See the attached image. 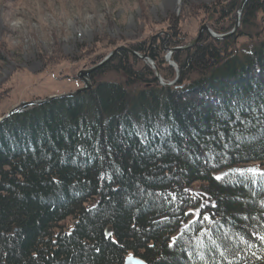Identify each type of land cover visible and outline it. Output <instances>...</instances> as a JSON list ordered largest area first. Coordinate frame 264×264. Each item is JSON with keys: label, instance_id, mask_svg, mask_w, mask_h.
<instances>
[{"label": "trees", "instance_id": "trees-1", "mask_svg": "<svg viewBox=\"0 0 264 264\" xmlns=\"http://www.w3.org/2000/svg\"><path fill=\"white\" fill-rule=\"evenodd\" d=\"M236 6H215L214 31L230 30ZM259 13L264 0H247L240 20L253 33L243 49L239 33L203 34L174 52L172 86L119 51L88 77L117 59L123 83L93 81L5 120L0 264H123L131 254L147 264H264V177L246 172L264 170ZM169 29L168 45H181ZM161 46L147 53L168 82L175 71Z\"/></svg>", "mask_w": 264, "mask_h": 264}, {"label": "rangeland", "instance_id": "rangeland-1", "mask_svg": "<svg viewBox=\"0 0 264 264\" xmlns=\"http://www.w3.org/2000/svg\"><path fill=\"white\" fill-rule=\"evenodd\" d=\"M233 1L237 2L236 11L241 0H0V117L20 102L76 90L82 86L77 73L96 66L117 47L132 49L131 46L143 43V53H147L153 43L161 40L164 59L165 49L172 48L168 45L171 25L181 36V45L191 41L204 23L214 34H225L212 29L218 16L215 6L220 8ZM240 17L241 14L233 35L241 34L235 37V43L243 49L253 30L244 29ZM263 18L264 13H259L255 20L262 35ZM235 23L234 12L228 32ZM149 59L157 68L155 61ZM137 60L136 68L146 65L156 77L150 62ZM111 64L91 79L88 77L91 83H123L124 72L117 71L118 60ZM158 72L161 76L159 69Z\"/></svg>", "mask_w": 264, "mask_h": 264}, {"label": "water", "instance_id": "water-1", "mask_svg": "<svg viewBox=\"0 0 264 264\" xmlns=\"http://www.w3.org/2000/svg\"><path fill=\"white\" fill-rule=\"evenodd\" d=\"M246 1L247 0H241L240 1L239 5H238V7H237V9L235 11V20H236V23H235L234 28L230 32L225 33V34H214L208 28V24L204 23L199 28L197 35L190 42H188L187 44H185L183 46H179V47H175V48H166L165 49L166 50L165 60L171 66H173L175 68V70H176V78H175V81L178 78L179 71H178V68L173 63H171V61H170L171 54L173 52H176V51H186V50H189V49L195 47L197 45L198 41L200 40L203 32H205L208 36H210L212 39H215V40H223V39L228 38L229 36L233 35L234 32H235V30H236V27L239 24V16H240V14L242 12V8H243L244 4L246 3ZM211 19L212 18L210 16L208 18V21H210ZM120 50H124L128 54H131V55H133V56H135V57H137V58H139V59H141L143 61L150 62V64L152 65V67L155 70V75H156L157 79H159V82L161 83V78H160L158 69L155 67L154 63L151 62V60L149 59L147 53L139 54V53H137L136 51H134V50H132L130 48H127L125 46H120V47H117V48L113 49L110 53H108L107 56L102 61H100L96 66H93V67L88 68V69L80 70L77 73L76 77L78 78V80H80L82 82V86L81 87H79L76 90H74L72 92H69V93L55 95V96H49V97H47V98H45L43 100L20 102L17 106H15L13 109H11L9 112H7L5 115H3V116L0 117V124L3 123L5 120L11 118L13 115L22 112L27 107H30V106H39V105H42L44 103H48V102H50L52 100H55V99L75 97V96L79 95L80 93H83L85 91H88V90L92 89V83L87 78V75H89L91 72H93L94 70H96L97 68H99L103 64H105L107 61H109L114 56V54H116ZM161 84H163V83H161ZM171 84L172 83H169V84H166V85H171ZM163 85H165V84H163ZM124 264H146V263L144 261H142L140 259H137L134 256L130 255V256H128L125 259Z\"/></svg>", "mask_w": 264, "mask_h": 264}, {"label": "snow or ice", "instance_id": "snow-or-ice-1", "mask_svg": "<svg viewBox=\"0 0 264 264\" xmlns=\"http://www.w3.org/2000/svg\"><path fill=\"white\" fill-rule=\"evenodd\" d=\"M146 139H147V137L145 136V137H144V140H146ZM142 142H143V140H142ZM235 171L240 172L242 175H243L244 172H245V170H239V169H237V170H235ZM246 172H247V173H250V174H252V175H254V176H255V175H259V176H261V177H264V170H260V169L255 168V167L247 169ZM223 175H227V173H225V174H223ZM216 179H218V180H219V179H222V176H217ZM197 211H198V210H197ZM203 219L207 221V220H209L210 218H209L208 216L205 215V216L203 217ZM261 239L264 240V237H261ZM170 246H171V245H170Z\"/></svg>", "mask_w": 264, "mask_h": 264}, {"label": "bare ground", "instance_id": "bare-ground-1", "mask_svg": "<svg viewBox=\"0 0 264 264\" xmlns=\"http://www.w3.org/2000/svg\"><path fill=\"white\" fill-rule=\"evenodd\" d=\"M131 255H132V254H131ZM129 256H130V255H129ZM132 256H134V255H132ZM127 257H128V256H127ZM127 257H126V258H127ZM134 257L137 258V259H140V258L137 257V256H134ZM126 258H125V259H126ZM140 260H142V259H140ZM124 261H125V260H124ZM142 261H143V260H142ZM144 262H145V261H144ZM145 263H146V262H145ZM123 264H124V262H123ZM146 264H147V263H146Z\"/></svg>", "mask_w": 264, "mask_h": 264}]
</instances>
